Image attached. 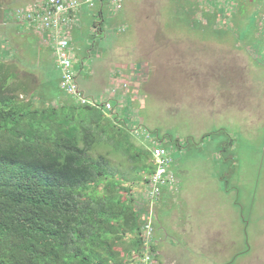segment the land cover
Returning a JSON list of instances; mask_svg holds the SVG:
<instances>
[{
  "label": "rangeland",
  "instance_id": "obj_1",
  "mask_svg": "<svg viewBox=\"0 0 264 264\" xmlns=\"http://www.w3.org/2000/svg\"><path fill=\"white\" fill-rule=\"evenodd\" d=\"M39 1L0 0V58L4 59L3 53L7 56L11 46L18 49L4 61L7 67L15 63L21 69L23 65L33 67L35 55L30 48L25 52L20 48L23 40L16 30L17 21H24L12 16L11 10L28 9ZM110 1L103 9L102 36H91L95 34L91 29L84 30L83 41L88 43V49L71 54L73 67L76 61L87 58L89 51L102 48L113 61L112 66L110 62L106 64L110 66L106 88L97 85L96 89L100 100L107 97L113 104L112 110L119 114L116 126L123 132L116 142L111 139L95 153L112 150L108 157L120 170H128L132 157L141 153L138 164H133L137 171L125 186L131 189L138 205L142 203L140 206H146V210L150 207L154 234L166 240L172 251L167 255L174 256L178 264H264V42L255 44L257 37L253 33L246 40L239 38L242 51L249 47L248 61L256 59L262 64V69L254 71L251 65L246 72L229 67L223 61L224 54L218 59L214 50L195 51L183 36H178L184 31L220 29L237 30L240 35L242 30L236 25H242L244 20L235 22V16L263 13L264 0H256L254 6L245 0H238L236 5L220 0V4L214 1L211 7H206L204 0ZM256 2L261 4L260 9ZM9 12L5 20L3 16ZM226 14L231 16L229 22ZM5 21L11 45L5 40ZM244 23L247 29L252 28L248 27L250 21ZM165 28L175 37L168 50L145 52L141 48L145 36ZM26 42L33 51L38 46L34 36ZM117 44L128 50L119 57L113 51L108 53V48ZM43 64V83L30 85L26 93L20 92L19 98L30 100L37 107L71 103L58 84L54 60ZM100 93L105 95L101 97ZM154 141L166 148L171 168L180 180L179 187L165 202H160L165 216L161 224L155 216L160 196L150 206L143 204L148 188L144 168L154 163ZM211 207L218 217L229 215L232 226H236V245L229 263L212 261L199 246H186L178 229L187 209L193 210L191 217L195 222L203 223L212 216ZM168 264H173L172 259Z\"/></svg>",
  "mask_w": 264,
  "mask_h": 264
},
{
  "label": "trees",
  "instance_id": "obj_2",
  "mask_svg": "<svg viewBox=\"0 0 264 264\" xmlns=\"http://www.w3.org/2000/svg\"><path fill=\"white\" fill-rule=\"evenodd\" d=\"M4 61L0 264H135L145 250L148 212L125 185L141 153L128 170L110 162L112 150L95 153L123 132L116 126L119 116L76 100L34 106L19 98L27 86L14 81ZM155 167L145 165L148 185Z\"/></svg>",
  "mask_w": 264,
  "mask_h": 264
},
{
  "label": "crops",
  "instance_id": "obj_3",
  "mask_svg": "<svg viewBox=\"0 0 264 264\" xmlns=\"http://www.w3.org/2000/svg\"><path fill=\"white\" fill-rule=\"evenodd\" d=\"M155 0H148L147 2H154ZM158 2H162L163 0H157ZM216 2L220 4V0H204L203 4L206 7H211L213 2ZM232 1L234 5L238 4V0H230L229 5L232 4ZM256 0H245L247 4L254 6ZM94 5L92 7H89L86 4H82L79 9L71 11V23L68 28H65L66 31V38L69 40L71 50L74 52H80L83 51L85 48L88 49V43L84 44L83 41V34L84 30L91 29L92 32L95 34H92L91 36H102V22L104 21V14L103 9L104 5L107 2H111L110 0H93ZM125 2V0H124ZM244 2V0H240V3ZM112 3V2H111ZM225 5L228 4V2L224 3ZM263 7V13L259 14H251L250 16H235V22L239 20L250 21V24L248 27L252 28H246L247 25L243 22L242 25H236V28H240L242 30L241 34H238L237 30H229V29H220L215 30L213 32H205V31H184L179 32L178 36L184 38L188 43L192 44L191 47L194 48L195 51L198 52H204L206 50H214L218 54V59H221L222 54L225 55L224 62L229 65V67H234L237 71L244 70L248 72V68L252 65L251 69H262L261 65L259 64L256 59L255 61H248V53H249V47L244 49L245 51H242L240 49L241 40L239 41V38L241 39H248L250 34H255L257 37L255 44L262 45L264 42V1L261 3ZM261 4L256 2V7L259 8ZM34 4L30 6V8H33ZM19 9V8H18ZM260 9V8H259ZM17 9L11 10V15H15V11ZM8 12V10H5ZM221 12L218 14L217 18ZM10 16V12L3 16L5 20ZM16 16V15H15ZM225 19L227 22L231 20V16L228 14L225 15ZM17 20V19H16ZM90 20H93L92 27L90 26ZM218 21V19H217ZM18 24L16 25V30L18 32V35L21 36L22 41V47H20L24 52L25 49L32 50V53L35 55L34 57V63L33 67H27L23 65V69H21L19 66L15 64L9 65V68H11V72L13 74V79L16 82H19L25 86H27V90L29 86H37L41 85L43 81L41 79L43 78V63L45 61L54 60L55 67L58 69V84L61 88V76L62 71L58 63V58L55 50V40L50 35V33H43L37 31V29L30 25L27 22L17 21ZM219 22V21H218ZM5 30L6 33V43L11 45L10 43V30L9 26H7L5 21ZM170 32L167 31L165 28L164 30H156L155 32L150 33V36H145L146 40L144 42V45L141 47L145 52L152 53L158 50H168V47L172 43V41L175 39V37L169 35ZM143 35V33H140ZM35 37L36 38V46L37 48L33 51V49L30 46H27L26 40L29 37ZM90 36V38H91ZM157 36V39L155 38ZM40 44V46H39ZM8 45V46H9ZM148 45V47H147ZM122 44L114 45L113 49L112 46L108 48V53H113L116 55V57H119L121 54H124L125 51H128L127 49L123 50ZM50 50V51H49ZM200 50V51H199ZM18 52V49L14 46H11L10 51H7V56L4 54V60L7 62L12 56H14L15 53ZM88 52V51H87ZM105 49H99V51H89L88 57H83V59H80L79 61H76V65L74 67V70L76 72V81L79 86V91L81 94H83L85 97L91 99L92 101L98 102L101 101L103 103H100L103 105L106 102H110L109 99L98 97L97 85L105 86L103 89L106 88L107 83V75L106 72L109 71L110 66H112V60L107 56V53L104 54ZM51 53V54H50ZM1 54V50H0ZM73 54V53H72ZM105 56V57H104ZM55 57V58H50ZM84 58H86L84 60ZM102 58V61H101ZM114 58V56H113ZM26 58L23 57V61ZM147 59V58H146ZM145 59V60H146ZM107 62H110V66L107 65ZM9 63V62H8ZM91 63L93 64L91 66ZM225 64V65H226ZM24 66L26 68H24ZM42 70V71H41ZM16 79V80H15ZM57 79V78H56ZM238 79V78H237ZM115 80V79H114ZM113 82V81H112ZM32 92V91H31ZM65 96L66 94L63 90ZM105 92V91H103ZM57 95H60L58 93H55ZM101 97L102 94L105 95V93H100ZM70 99H72V102L75 101V98L73 96L68 95ZM221 99V96H220ZM105 100V101H104ZM71 102V103H72ZM99 104V103H98ZM115 107V106H114ZM116 113V112H115ZM119 115L118 113H116ZM171 168V165H170ZM172 169V168H171ZM173 170V169H172ZM174 172V171H173ZM176 176V174H175ZM178 182H180L179 178L176 177V182L174 184H168L163 186L159 198V206L156 205V222L163 223L165 221V216H162V210L160 208V202H165V199L169 197L170 193H173V190L177 189L179 187ZM209 212L212 214V216L208 219V221L205 222H195V218L191 217L193 214L192 209H187L186 213H184V217L182 218V221L179 225V230L182 233L183 243L186 246H199V248L204 249L208 254L209 258L217 262H231L232 261V255H233V246L236 245V235L234 231V227L231 223V217L227 214L225 216L218 217L216 216L215 212L216 209L214 207H211ZM155 222V223H156ZM156 233V228H155ZM163 243V244H161ZM172 253V251L169 248L168 243L165 239H158L157 235L154 234V246H153V254H154V264H168L171 259L173 261V264H178L176 261V258L174 256H168L167 254ZM236 256V254H235ZM168 260V261H167ZM167 261V262H166Z\"/></svg>",
  "mask_w": 264,
  "mask_h": 264
},
{
  "label": "built area",
  "instance_id": "obj_4",
  "mask_svg": "<svg viewBox=\"0 0 264 264\" xmlns=\"http://www.w3.org/2000/svg\"><path fill=\"white\" fill-rule=\"evenodd\" d=\"M119 3L122 0H112ZM82 4L89 7L94 5L93 0H40L33 8H19L15 11L18 20H23L34 26L41 34L47 32L55 40V50L58 63L62 71L61 88L62 90L75 98L81 104H91L93 106H101L99 102L92 101L85 97L79 91L76 81V72L73 67L72 50L69 40L66 38L65 28L71 23V11L79 9ZM99 103V104H98ZM106 111L113 109V104L106 102L103 104ZM155 146L152 153L155 157V171L149 174V185L145 194L147 204L150 206L155 202L160 194L163 186L174 184L176 176L170 168L171 159L166 148L160 145L159 141H154ZM150 208V207H149ZM147 210L148 215L146 222L142 225V235L145 241V252L136 259L135 264H154L155 258L151 255V248L154 244V224L153 214Z\"/></svg>",
  "mask_w": 264,
  "mask_h": 264
}]
</instances>
